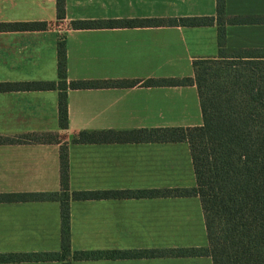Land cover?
Masks as SVG:
<instances>
[{
    "label": "crops",
    "instance_id": "0c3cea01",
    "mask_svg": "<svg viewBox=\"0 0 264 264\" xmlns=\"http://www.w3.org/2000/svg\"><path fill=\"white\" fill-rule=\"evenodd\" d=\"M64 5L65 17L58 19L56 0H0V22L46 21L49 24L45 30L0 31V82L57 80L56 43L61 41L65 48L67 83L74 80H118L122 84L67 87L66 128L58 124L59 90L0 91V119L12 122L0 129L2 136L16 137L31 132L58 134L56 143L0 142V182L13 183L12 188L21 192H59V152L60 146L65 144L70 193L194 187L195 173L186 141L73 142L72 138L80 131L134 133L201 125L203 118L193 82L162 85L143 82L161 78L193 79L192 60L217 55V25L75 29L70 26V21L214 16L216 0H64ZM224 11L227 16L264 17V0H224ZM224 30L228 49L264 48V44H260V39H264V22L227 24ZM26 202L11 207V211L4 209L7 220L0 221V238L24 247L0 253L60 249L62 221L59 202ZM68 205L71 250H163L201 245L193 238L162 241L147 237V234L129 236L132 230L160 229L166 219H174L181 224L180 228L185 229L199 220L203 226V211L197 196L70 197ZM29 212L34 219L25 217ZM110 231L123 232L116 237V233ZM74 262L212 264L209 256Z\"/></svg>",
    "mask_w": 264,
    "mask_h": 264
},
{
    "label": "trees",
    "instance_id": "16d2710c",
    "mask_svg": "<svg viewBox=\"0 0 264 264\" xmlns=\"http://www.w3.org/2000/svg\"><path fill=\"white\" fill-rule=\"evenodd\" d=\"M56 17H65L64 0H56ZM262 16H227L224 0H216L214 16L146 17L127 19H76L75 29L136 26L217 25V55L192 60L193 79L161 78L143 84L194 83L203 123L198 126L156 128L128 133L80 131L73 142L148 139L186 141L189 145L196 183L192 188L128 190L115 192H72L68 189L66 145L60 146L59 192H13L9 201L55 200L60 204L63 253H0V263L25 261L122 259L153 256H209L212 264H264V48L225 47L227 24L262 23ZM46 21L0 22V31L45 30ZM57 80L0 82V91L57 89L58 124L67 127L66 89L118 86L121 81L74 80L66 82L64 44L56 43ZM137 82V81H136ZM8 143H56L58 134L31 132L7 139ZM22 196V197H21ZM197 196L203 211L207 244L204 247L163 250H71L69 244V199L103 197Z\"/></svg>",
    "mask_w": 264,
    "mask_h": 264
},
{
    "label": "rangeland",
    "instance_id": "374dc122",
    "mask_svg": "<svg viewBox=\"0 0 264 264\" xmlns=\"http://www.w3.org/2000/svg\"><path fill=\"white\" fill-rule=\"evenodd\" d=\"M262 40V42H260V44H264V39H260ZM12 120V119H11ZM17 122L21 121V119H16ZM10 124H12V122L8 123L7 119H0V129L2 127H8L10 126ZM53 134H57L55 132H53ZM11 138H15V137H10V136H2L0 134V142H4L7 139H11ZM13 183H8V182H0V221H6L7 220V214H6V210L7 208L10 209L9 211H11V207L16 206L19 207L22 204H27L26 201H14L11 202L9 201V198L7 195L18 191L17 193L20 195V193H26V192H21L20 190H16L12 188ZM22 197V196H21ZM4 209L5 212H4ZM20 215H18L19 217ZM25 216V215H24ZM27 217L29 220L34 219L35 216L33 214H31L30 212L27 214ZM161 228L160 229H155V230H147V231H140V230H132L129 231V236L131 237H142V236H146L147 237H155V238H159L162 239V241H166L168 239H176V238H193L196 240V242H200V246H196V247H204L206 246L207 243V238H206V231L205 228L202 226L201 221L199 220L198 222L195 223H190V227L189 229H185V228H180L181 224L174 221H170L169 219H166L165 222L163 224H160ZM111 233H116V237L120 236V234L123 231H110ZM124 236V235H121ZM164 239V240H163ZM10 243V241H6L3 240L2 238H0V251H10L12 249H18V248H22L24 247L23 245L18 244H14ZM33 248H57V247H33ZM55 250V249H52ZM82 251H89V250H82ZM21 253V252H20ZM40 253H54L56 255L62 256L64 255V257L70 258V254L68 253H63V251H61V249H58L57 251H46V252H23L21 254H40ZM204 256V255H203ZM74 261L77 260H70L68 259L67 262H65V264H78ZM82 261V260H81ZM74 262V263H73ZM60 264H62V262H59Z\"/></svg>",
    "mask_w": 264,
    "mask_h": 264
}]
</instances>
